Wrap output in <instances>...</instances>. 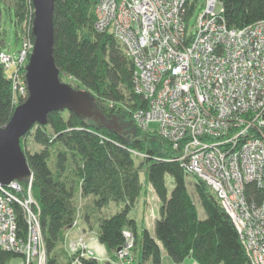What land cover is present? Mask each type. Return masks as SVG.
Returning <instances> with one entry per match:
<instances>
[{
    "label": "trees",
    "instance_id": "16d2710c",
    "mask_svg": "<svg viewBox=\"0 0 264 264\" xmlns=\"http://www.w3.org/2000/svg\"><path fill=\"white\" fill-rule=\"evenodd\" d=\"M196 1L188 6V16L193 13ZM97 2L55 0L54 57L60 77L65 81L70 76L75 87L88 90L104 116L109 119L118 116L121 123L138 130L132 113L147 106V102L134 89V60L113 32L97 29ZM219 2L223 8L221 15L229 27L240 28L264 19V0ZM4 3L5 0H0V19ZM8 7L18 26L25 22L26 33L34 41L33 1L14 0ZM27 62L21 66L24 80ZM26 97L14 89L12 78L0 60V126L10 120L16 105ZM141 131L139 136L122 133L65 108L49 112L46 123H35L20 138L32 173L31 208L46 239L47 264H62L55 248L65 230L78 218L74 201L78 180L81 194L93 195L96 207H106L112 201L122 205L99 218L97 234L116 251L125 242L124 230L130 229L134 237V264H162V247L175 262L192 257L199 264H251L235 223L210 185L193 175L194 191H190L189 173L181 161L173 159L178 150L172 142L155 129L141 128ZM30 139L38 147L26 148ZM140 170L146 174L143 184ZM167 174L172 178L171 189ZM29 181L30 175L19 180L21 197H28ZM149 185L160 200L154 232L131 214ZM263 190L257 182H248L245 186L248 201L261 202ZM194 192L203 207V216ZM13 204L19 235L25 239L30 226L27 209L18 202ZM18 255L0 245V264H12ZM68 255L69 262L63 264H70L77 253L72 251ZM82 261L98 264L94 257L84 256Z\"/></svg>",
    "mask_w": 264,
    "mask_h": 264
},
{
    "label": "built area",
    "instance_id": "2783aa9c",
    "mask_svg": "<svg viewBox=\"0 0 264 264\" xmlns=\"http://www.w3.org/2000/svg\"><path fill=\"white\" fill-rule=\"evenodd\" d=\"M193 0H98L95 25L113 32L134 60L133 85L147 106L132 113L136 126L151 129L178 150L173 158L186 172L203 179L231 216L251 264H264V190L259 203L249 202L248 182L264 188V19L229 27L219 0H205L192 24ZM26 38V39H25ZM17 57L0 51L14 89L28 95L21 66L33 47L28 36ZM137 153V151H134ZM21 184L0 182V245L17 252L20 264H47L46 239ZM14 202L26 207L29 230L19 235ZM74 221L73 224H76ZM116 252L134 264V237ZM70 264L95 252L83 238L75 241ZM72 245V243H71ZM72 253V252H71Z\"/></svg>",
    "mask_w": 264,
    "mask_h": 264
},
{
    "label": "water",
    "instance_id": "95a60500",
    "mask_svg": "<svg viewBox=\"0 0 264 264\" xmlns=\"http://www.w3.org/2000/svg\"><path fill=\"white\" fill-rule=\"evenodd\" d=\"M32 1L34 41L25 72L28 95L16 105L10 120L0 126V182L3 184L31 176L20 138L35 123H46L49 112L53 110H73L122 133L131 129L137 131L129 124L121 123L118 116L112 119L104 116L88 90L62 80L54 57L55 0ZM139 177L143 184L146 180L144 170H140Z\"/></svg>",
    "mask_w": 264,
    "mask_h": 264
},
{
    "label": "rangeland",
    "instance_id": "374dc122",
    "mask_svg": "<svg viewBox=\"0 0 264 264\" xmlns=\"http://www.w3.org/2000/svg\"><path fill=\"white\" fill-rule=\"evenodd\" d=\"M6 3H4L2 5V17L0 19V48L4 49L8 54H12L14 57H17L19 54V51L21 50L23 41H22V36L23 38H25L27 35L26 33V26H25V22H22L19 24V26L15 23L14 20V14L12 9L8 7L14 4V0H5ZM204 2L205 0H199L198 1V5L195 8L193 17H192V24H195V20L198 18V16L203 12L204 10ZM17 30L19 35L17 34ZM26 39V38H25ZM29 58V57H28ZM28 61V59H27ZM27 64V63H26ZM72 77H66L65 81L66 82H70L73 80H71ZM21 79H23V76H21ZM73 83V86L75 84V82H71ZM82 88V87H81ZM157 126V124L155 122H151L150 123V127L155 129V127ZM141 128H138L137 131H129L128 133L132 136H139L141 135ZM38 147L37 144H35L31 139L30 142H28V144H26V148L29 149H33ZM31 177V176H30ZM194 176L189 174L187 175V182H188V187L190 191H194ZM166 180L167 183L170 187V189L173 187L172 184V178L171 175L167 174L166 175ZM30 183V182H29ZM153 194L157 195L154 191V189L149 185L146 187L145 191L143 192V194L140 196L139 200H138V204H142V208L141 209H146L148 208L149 205V200H151V204L152 207L148 208V212H149V217L151 218V220H154V213L155 211L158 213L159 208L156 205V201L153 200ZM194 197L196 198V200H198L197 198V194L194 192ZM148 199V200H147ZM88 204L92 203L91 201L88 200ZM198 208L200 210L201 215H204V210L203 207L201 206V204L199 203L198 200ZM108 210V208H107ZM138 211V208H137ZM79 216V214H78ZM76 223L78 222V218L76 219ZM83 238L85 241H87L89 243V239L87 237V235L84 232L78 233L76 236L72 237V235L67 236L66 234H64V236L60 237V240L57 242V246L55 248V252L56 255L58 257V260L60 262H62V264L64 262H66L70 259L69 255H68V251L70 250V252L73 251V244H76L75 241H77L78 239ZM72 243V245H71ZM90 245V243H89ZM117 258L119 259V261L122 263V260L119 257V254L115 251ZM134 255V254H133ZM94 258H96L94 256ZM137 261V260H136ZM134 262H135V257H134ZM12 264H20L18 258H16ZM221 264V263H218Z\"/></svg>",
    "mask_w": 264,
    "mask_h": 264
},
{
    "label": "crops",
    "instance_id": "0c3cea01",
    "mask_svg": "<svg viewBox=\"0 0 264 264\" xmlns=\"http://www.w3.org/2000/svg\"><path fill=\"white\" fill-rule=\"evenodd\" d=\"M4 50V49H2ZM153 200L156 201V205L160 208V200L157 195L153 194ZM93 195L83 196L81 194V184L78 180L74 201L78 206V222L73 224L68 229H66V235L76 236L78 233L84 232L88 239L90 246L95 252V257L98 261V264H121L119 259L116 256L115 250L110 249L105 243H103L98 237V228H99V218L102 215H109L119 209L122 205L114 201L110 202L108 206L103 208H98L95 206L93 201ZM89 201L92 203L88 204ZM148 200V199H147ZM151 200H149L148 208H151ZM142 204L136 203L134 209L131 211V214L135 216L139 221H144L151 232H154L155 220L159 216L155 211L154 220L152 221L149 217L148 208L141 209ZM108 208V210H107ZM138 208V211H137ZM70 252V250L68 251ZM162 264H199L192 257H186L182 262H175L172 257L167 253V251L162 247Z\"/></svg>",
    "mask_w": 264,
    "mask_h": 264
},
{
    "label": "bare ground",
    "instance_id": "6f19581e",
    "mask_svg": "<svg viewBox=\"0 0 264 264\" xmlns=\"http://www.w3.org/2000/svg\"><path fill=\"white\" fill-rule=\"evenodd\" d=\"M20 183V182H19Z\"/></svg>",
    "mask_w": 264,
    "mask_h": 264
}]
</instances>
